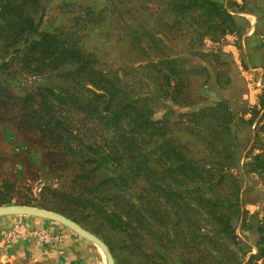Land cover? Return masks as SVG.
Returning <instances> with one entry per match:
<instances>
[{
    "label": "trees",
    "instance_id": "obj_1",
    "mask_svg": "<svg viewBox=\"0 0 264 264\" xmlns=\"http://www.w3.org/2000/svg\"><path fill=\"white\" fill-rule=\"evenodd\" d=\"M177 8L200 9L199 23L213 36L235 27L232 16L216 0H178ZM39 9L37 0H0V131L13 127L14 135L21 136L26 143L21 153L29 150L35 160L32 163L24 155L31 165L29 172L43 181L39 203L28 198L14 204L62 214L96 234L109 252L113 238L120 248L129 246L136 255H145L140 246L147 240L162 247L156 234L161 223L157 199L164 191L171 195V182L209 188L228 182L231 193L221 199L197 194V203L206 210L231 208L228 215H210L217 221L215 234L226 235L235 244L231 222L240 217L239 180L230 169L239 155L235 120L227 103L181 113L168 109L160 119H153V95L177 106L189 104L185 71L178 58H160L163 53L155 32L127 30L131 55L148 59L137 68L157 88L140 96L128 85H137L138 80L124 78V67L112 69L86 50L83 27L69 24L40 30L34 18ZM144 35L148 42L141 44ZM36 79L44 83L37 84ZM259 104L264 115V97ZM69 112L76 115L74 121ZM259 128L264 131V125ZM259 128H254L253 143L259 140ZM193 147L204 156H191ZM251 159L244 163L246 172L264 170L263 155ZM10 187L6 178L1 180L5 192H0V205L10 203L5 194ZM228 254L235 264L241 263L236 252ZM252 258L250 254L247 260Z\"/></svg>",
    "mask_w": 264,
    "mask_h": 264
},
{
    "label": "rangeland",
    "instance_id": "obj_2",
    "mask_svg": "<svg viewBox=\"0 0 264 264\" xmlns=\"http://www.w3.org/2000/svg\"><path fill=\"white\" fill-rule=\"evenodd\" d=\"M37 1L40 9L34 18L40 30L51 31L55 26L69 24L74 28L83 27L82 42L86 50L93 52L99 62L110 64L112 69L124 67V78L133 76L138 80L137 85H128L140 96L149 95L157 88L151 78L137 68L148 59L131 55L127 30L155 32L163 53L160 58H178L180 68L185 71L182 78L189 89V104L177 106L167 98L153 95L150 103L153 119H160L168 109L181 113L220 101L227 103L234 116L239 158L230 173L239 180L236 208L240 213V217L231 222L235 246L226 235L215 234L217 221L210 215L212 212L228 215L231 208L206 210L204 205L197 203V194L204 198L225 197L232 192L228 189L230 183L209 188L208 185L189 183L186 186L171 182V195L166 196L164 191L157 199L161 223L156 234L162 247L147 240L140 246L146 256L136 255L133 248H120L112 238L113 264H151L149 258L159 264H235L229 251L236 252L240 264H264V170L246 172L244 166L255 154L264 156V131L259 128L264 125L259 104L264 97V0H216L227 9L235 24L232 31L217 36L205 32L200 25V9H178V0ZM142 42H148L145 35ZM35 82L43 84L44 80L36 79ZM12 84L16 83L12 81ZM17 109L15 112H21ZM68 114L70 121H74V112ZM255 127L260 129L259 140L253 143ZM13 129L6 127L0 131V185L4 178L11 184L5 193L10 200L8 204L28 198L36 204L40 202L38 191L43 181L29 172L31 165L24 155H29L32 163L35 160H32L31 151L21 153L25 142L17 132L14 135ZM197 149L190 148V155L204 156L202 150L196 153ZM246 152L248 157H245ZM15 171L20 173L15 174ZM50 182L54 183L55 179ZM0 192L5 190L0 188ZM33 218H37V226L23 237L31 249L25 255L19 253L15 264H105V254L94 243L59 223ZM250 254L253 258L247 260Z\"/></svg>",
    "mask_w": 264,
    "mask_h": 264
},
{
    "label": "crops",
    "instance_id": "obj_3",
    "mask_svg": "<svg viewBox=\"0 0 264 264\" xmlns=\"http://www.w3.org/2000/svg\"><path fill=\"white\" fill-rule=\"evenodd\" d=\"M36 219L21 215H0V264H15L19 253L25 255L31 249L23 237L37 226Z\"/></svg>",
    "mask_w": 264,
    "mask_h": 264
},
{
    "label": "water",
    "instance_id": "obj_4",
    "mask_svg": "<svg viewBox=\"0 0 264 264\" xmlns=\"http://www.w3.org/2000/svg\"><path fill=\"white\" fill-rule=\"evenodd\" d=\"M0 215H25V216H33L42 219H47L59 223L74 233L78 234L80 237L94 243L98 246L103 253L105 254V264H113L111 254L107 249L106 245L103 241L95 236L94 234L88 232L77 223L72 221L71 219L63 216L54 211L46 210L39 207L28 206V205H18V204H6L0 205Z\"/></svg>",
    "mask_w": 264,
    "mask_h": 264
}]
</instances>
